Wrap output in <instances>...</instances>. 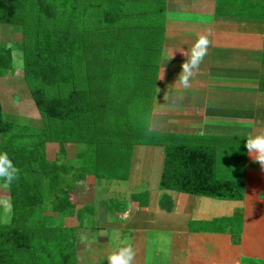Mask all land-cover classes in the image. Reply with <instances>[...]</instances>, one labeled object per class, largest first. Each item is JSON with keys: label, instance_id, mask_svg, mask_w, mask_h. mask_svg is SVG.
I'll use <instances>...</instances> for the list:
<instances>
[{"label": "trees", "instance_id": "16d2710c", "mask_svg": "<svg viewBox=\"0 0 264 264\" xmlns=\"http://www.w3.org/2000/svg\"><path fill=\"white\" fill-rule=\"evenodd\" d=\"M131 1L130 6L143 3L136 11L146 19L153 18L150 14L156 7V24L161 23V28L156 30V24L152 31L130 28L131 32L125 33L128 51L124 54L129 56L128 64L122 54L118 56L122 62L110 77L103 71L105 63L112 65L111 57L102 55L101 62L92 68V77L84 82L86 78L76 72V64L91 53V23L103 28L101 41L110 47L105 53L124 50L122 32H106V28L117 27L122 21L123 9L116 0H62L63 6L71 3L70 9L61 7L58 0H0V25L30 22L24 35L27 45L22 68L34 105L47 124L35 137L38 130L20 129L6 120L0 100V151L7 152L19 169L18 179L7 188L10 221L0 223V264H63L60 253H67L66 258L76 264V236L73 230L69 234L62 228L61 223L66 218H82L92 206L76 211L74 186L87 177L126 180L132 149L146 142L164 151L158 184L161 210H169L168 193L172 192L226 201L244 197L243 180L238 176L222 179L216 174L223 155L233 156L234 152L242 156L246 149L244 142L235 150L225 146L228 152L222 151V155L217 146L202 145L195 137L147 129L163 44L165 0ZM256 9L264 10V0L257 1ZM60 11L62 14L58 16ZM257 16L264 19V14ZM43 23L49 24L47 30ZM30 27H33L31 35ZM13 50L14 46L0 43V78L14 73ZM110 78L124 85V98L117 101L123 107L121 110L108 109L106 104L116 100L97 94L96 89ZM140 102L142 107H138ZM22 138L28 139L27 142H20ZM46 139L59 142V155L53 162L45 158ZM70 142H87L86 150L73 160L66 159L64 150V143ZM139 197L142 198L136 201L137 206L146 207L148 192ZM45 211L57 214L58 220L44 215ZM232 238L233 242L238 241L236 236Z\"/></svg>", "mask_w": 264, "mask_h": 264}, {"label": "crops", "instance_id": "0c3cea01", "mask_svg": "<svg viewBox=\"0 0 264 264\" xmlns=\"http://www.w3.org/2000/svg\"><path fill=\"white\" fill-rule=\"evenodd\" d=\"M194 1L175 0V4L165 6L164 12L171 20L164 23L154 94L156 121L161 117V123L156 122V128L161 129H156V132L195 137L202 145L217 146L219 153H226L229 148H239L241 143L236 141L235 147L232 141L236 136L241 137L236 130L243 126L242 122L258 121L245 119L244 109L240 106L250 100L254 103L258 97L262 101L264 91L260 90L257 96L251 91L236 92L235 89L240 85V79H244L240 73L242 70L246 73L251 70L254 76L257 74L258 81L264 83L263 51L258 50L256 40L264 38V32H258L264 27V22L257 16V0ZM199 13L203 17L212 15L216 30L212 29L213 21L202 24L199 18L194 17ZM192 19L195 22L192 23ZM200 35L210 40L208 54L196 70L191 86L181 89L174 82L186 60L187 49ZM260 128L258 130H263L264 123ZM192 133L195 136H191ZM155 149L160 150L164 160L163 148ZM141 155L142 160L146 156L150 162L153 148ZM242 159L243 167L247 166V169L244 172L245 167L240 176L244 182L241 200H217L172 192L168 193L171 205L166 212L158 207L161 193L157 201L156 197L152 198L159 190L155 184H146L147 189L143 192L148 191L146 207H138L136 203L128 205L124 194L138 189L142 182L131 183L130 186L135 185L133 188L127 186V182L121 188L119 198L110 193V198L102 202L104 204L80 206L78 203L77 206L74 202L76 211L92 206L84 214L87 217L78 220L75 217L80 223L75 227L81 235L84 233L82 236L89 237L87 244L90 247L87 256L77 258L76 263L101 264L102 261V264H107V257L114 250L112 238L119 235L134 250L133 264H264V167L251 158L247 149L242 153ZM137 167L132 166V171ZM148 172L151 174V169ZM88 179L92 177H87L77 186L90 195L92 183ZM102 182L95 184V189L100 185L111 187L114 184ZM109 203L111 207L108 210ZM100 205L102 210L105 208L104 214L97 215L95 219ZM79 233L75 243L78 255L83 253L78 246L82 237ZM235 236L238 239L236 243L232 241Z\"/></svg>", "mask_w": 264, "mask_h": 264}, {"label": "rangeland", "instance_id": "374dc122", "mask_svg": "<svg viewBox=\"0 0 264 264\" xmlns=\"http://www.w3.org/2000/svg\"><path fill=\"white\" fill-rule=\"evenodd\" d=\"M65 1V0H64ZM118 3V6L120 8H122V18H121V22L120 25H118L117 27L114 26V28H106V32L108 34H120V32H122V40L125 43V46L123 47L124 50H122L121 52L118 51V53H115L112 51V53H110L108 51V54L105 53L104 51H106L108 48L107 44H104V41H101V36H102V31L103 28L101 27H96L94 24H90V28L92 29V33H93V41L91 43V53L87 54L85 59L77 61V69L76 72L80 75V76H84L86 79H84V82H86V80L88 78H90V76L92 77V72L93 69L92 68H96V66L101 62V57L102 55L106 56V57H111V62L112 65L106 64L104 65V74L108 73L110 75V77H112L117 70L119 69V66L122 62V60H118L117 57L120 56L121 54L124 56V62H126L128 64V60H129V56L126 57V55L124 53H126L128 51V43L126 42L125 39V33L131 32L130 28H134L136 29H145L147 30L148 28H151L150 31L153 30V28H155V24H156V7H154L151 12V16L153 18H148L144 17L142 14L138 13L136 11L139 10V5L142 6L141 4L139 5H134L133 3L130 6V3L132 2L131 0H127L126 2L122 3V0H116ZM188 1H194V0H188ZM257 1H261V0H257ZM58 2L60 3V5L62 4V0H58ZM195 2V1H194ZM64 3V2H63ZM175 4V0H165V6L168 4ZM71 3L68 2L65 6L61 7H66L65 9H70ZM155 6V5H154ZM206 6V5H205ZM143 7V6H142ZM198 7H200V4H198ZM222 7H224L222 5ZM62 9V8H61ZM257 14H264V10L263 9H256ZM34 14V12L32 13ZM62 14V12L60 11L59 15L60 16ZM66 18L69 19V16H65ZM194 17L199 18L202 21V24L205 23H211L212 21L213 23V30H216L215 25H216V21L213 19L212 15H207V16H201L200 13L196 14ZM201 17V18H200ZM169 22L171 20V18L169 17V15H166V12H164V18H163V33L165 30V22ZM193 21H191L192 23L195 22V19H192ZM262 22H264V19L261 20ZM70 22V21H68ZM30 23L29 21H27V23H23V24H19L16 26H2L0 25V43L6 45L7 47H12L14 46V50H13V58H14V73L12 74H7L4 77L0 78V100H1V104H2V112L3 115L5 114V117L7 118V121H10L14 124H16L17 126L20 127V129L22 127H25L27 129L30 130H38V133H34L35 137H38V135H40V132L45 130L47 128V124L45 122V120L42 118V116L40 115V113L38 112V110L36 109L34 102L31 98V94H30V87L28 85V83L25 80L24 77V71L22 68V61H23V53L25 50V46L27 45L26 42V36H24L25 34L27 35V24ZM134 26H133V24ZM200 23V22H199ZM207 23V24H208ZM34 27L36 26V23H31ZM161 23H159L158 25L156 24V30L161 28L160 26ZM200 25V24H199ZM31 26V25H30ZM42 26L47 30L49 27L48 23H43ZM210 25H208L207 27L209 28ZM37 27V26H36ZM39 27V26H38ZM33 27H30L29 29V34L30 30ZM196 31V30H195ZM258 32H264V27H261V29H258ZM106 38V37H105ZM257 40V44H258V50L262 53L263 51V58H264V38H258ZM81 46V43H79V47ZM94 48V49H93ZM113 49V48H112ZM125 51V52H124ZM94 52V53H92ZM104 52V54H103ZM89 62H91L92 64H90ZM97 63V64H96ZM92 65V67H91ZM250 72H245L244 70H242L240 73H242V78L244 79H240V85L235 89L236 92H245V91H251V93L253 95L257 94V96L259 95L258 92L264 91V83L260 80L258 81L257 78V74L254 76V73L251 72V70H249ZM164 73V72H163ZM249 73V74H248ZM162 74V73H161ZM247 74V75H246ZM250 74H252L254 77H250ZM251 75V76H252ZM96 78V77H95ZM100 77H97L96 79H99ZM261 86H259V84ZM97 90V94H105V95H109L110 96V100L114 101V99L116 100V102H111L109 104H106L108 107V109H112L113 107H116L117 110H121L123 107L119 104V101L123 95H124V85L117 83L115 81H113L112 78H110L108 81L104 82L102 87ZM156 95V93H155ZM263 97L264 94L262 93ZM124 98V97H123ZM153 100L152 101V105L150 107V111L149 114H147L148 117V130L150 132H156V129L159 130L161 128H156V122H160L161 123V117H159V119H157L156 121V112L154 109V102L156 100L155 96H153ZM243 101V100H242ZM249 101V100H248ZM255 102L253 103L252 100H250V102L248 103H241V109H244V113H245V119L250 118V119H254L258 120L255 121L253 123H245L242 122L243 126L241 128H239L236 131L237 134L241 135L240 136H236V140L232 141V143L234 144V146L236 147V141H238L239 143H243V139L246 138V136H248L249 134L255 135L259 132L264 131L263 130H258L260 128L261 125H263L264 123V99L261 101L260 97L256 98L254 100ZM142 107L141 102L138 104V107ZM251 114L254 115V117L252 118ZM160 115V114H158ZM127 117V116H126ZM130 117V116H129ZM262 121H261V120ZM91 125V123H90ZM139 129V128H137ZM262 129V128H260ZM15 132H18V130H16ZM95 133H93L94 136ZM193 134V133H192ZM189 135V134H187ZM245 135V136H244ZM190 136V135H189ZM191 136H195V134L191 135ZM46 137L48 138L49 135L48 133H46ZM93 137H88V139H92ZM229 138V137H227ZM28 139H20V142H27ZM145 142H143L144 144ZM147 143V142H146ZM144 144V145H137L135 146L132 151H131V155H130V165H129V176L126 180L123 181H111V180H104V182H108L111 183L113 182L114 184H111V187H107L104 185H100L97 186V188L95 189V184L98 183H103V180H99L96 179L94 177H92V179H88L87 181H89L90 183H92V188L89 192L90 195H88L87 192L85 191H80V187L77 186V184L74 186V192H73V200L76 203V205L78 206L80 204L81 205H89L92 203H102L104 201H107L110 198V193L113 194L114 197L119 198V195H121L122 191L121 188H124L126 186L125 183L128 182V185L130 188H133L135 185H131L137 182H142V185L136 189V190H132V192H130V194H124L125 195V202L128 203V205H132L135 204L136 201H138V199H141L142 197H139L140 195L144 194L143 192H145L146 188V184L149 183L151 185L155 184L156 188H157V183H158V179H159V174L161 172L162 169V165H163V158L162 153L160 154V150L159 149H155L156 146H152L150 144ZM87 147V142H80V143H74V142H70V143H64V150H65V154H66V159L67 160H73L76 158V155L78 153H82L86 150ZM153 148V155L151 156L150 162H149V158L145 156V158L143 157L144 160L141 159L140 156L141 153H144L145 150L147 149H151ZM43 149H44V154H45V158L49 161V162H53L57 159L58 155H59V142L56 141H50L48 139H46L44 141L43 144ZM124 151V149L122 150ZM156 153L159 154V156H156ZM154 154L156 157H154ZM223 155V153H221ZM136 155V156H135ZM135 158V159H134ZM252 158V157H251ZM140 161V164L138 165ZM145 161V162H144ZM142 162V163H141ZM153 162V164L151 163ZM253 162V161H251ZM250 162V163H251ZM254 163V162H253ZM141 164H143L142 166H140ZM132 166L133 168L136 166H138L136 168L135 171H132ZM149 167V169H145L146 167ZM256 166L259 167V164H256ZM246 167V168H245ZM243 167V159L242 156H237L235 154H233V156L231 155H223V159L221 160V162L218 164V166L216 167V174L217 176H219L222 179H233V178H240L244 168V172L247 169V166ZM234 168H239V170H234ZM251 168V167H250ZM151 169L152 173L150 174L148 171ZM241 171V172H240ZM238 172L240 174H238ZM141 179L143 181H141ZM115 182H119V183H115ZM130 182V183H129ZM94 183V185H93ZM124 183V184H122ZM139 185V184H137ZM144 187V188H142ZM77 188V189H76ZM124 190V189H123ZM148 192V191H147ZM154 197H156V201L159 197V190L155 192V195L152 196L153 200ZM149 198V196H148ZM116 199V198H115ZM93 200V201H92ZM96 201V202H95ZM79 203V204H78ZM132 203V204H131ZM104 204V203H102ZM110 203L107 205L106 209H110ZM0 223L1 224H8L10 221V215H11V211H10V201H9V192L7 191V188H4L2 186V184H0ZM104 210L105 208L102 210L101 205L97 206V214L95 219L99 216H103L104 214ZM46 216H50L55 220H58L57 218V214L52 213L51 211H45L43 213ZM88 216V215H87ZM85 216V217H87ZM93 219V220H95ZM104 221V220H103ZM58 222V221H57ZM79 223V222H78ZM76 222V218L72 217V218H66L62 221L61 226L62 228L67 229L68 232L72 231L74 232V235L76 236V238L79 236L78 235V231L77 228L75 227L78 224ZM88 224V221H87ZM80 226V223H79ZM81 232V231H80ZM69 234H72L71 232ZM80 234V233H79ZM84 234V233H83ZM82 234V235H83ZM80 234V237L82 236ZM85 237H87V240H89V237L87 235H85ZM67 237L64 236L63 239L65 240ZM94 242L95 240L92 239ZM88 242V241H87ZM87 242H81L78 244V246L83 249V253L78 255L76 253L75 258H85V256H87V253L89 252V248ZM76 243V242H75ZM95 245V244H94ZM54 254H58L57 251H52ZM68 254L67 253H60V259H62L63 264H70L72 263V259L71 258H66ZM77 259V260H79ZM77 262V261H76ZM72 264H75L74 262ZM77 264V263H76Z\"/></svg>", "mask_w": 264, "mask_h": 264}, {"label": "clouds", "instance_id": "9594fccd", "mask_svg": "<svg viewBox=\"0 0 264 264\" xmlns=\"http://www.w3.org/2000/svg\"><path fill=\"white\" fill-rule=\"evenodd\" d=\"M210 40L207 36L200 35L193 39L191 46L187 49L185 62L181 65V72L178 74L174 85L181 89L191 86V81L199 69L202 61L208 54ZM244 147L255 162L264 167V131L255 135L249 134L243 139ZM19 169L13 163L9 154L0 151V184L4 188H10L18 179ZM81 242H87V237L82 236ZM114 250L107 257V264H133L134 250L131 244L119 235L112 238ZM102 264V261H101Z\"/></svg>", "mask_w": 264, "mask_h": 264}]
</instances>
